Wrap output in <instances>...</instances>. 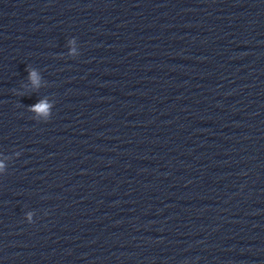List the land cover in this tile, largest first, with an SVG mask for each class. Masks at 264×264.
<instances>
[{"label":"water","instance_id":"obj_1","mask_svg":"<svg viewBox=\"0 0 264 264\" xmlns=\"http://www.w3.org/2000/svg\"><path fill=\"white\" fill-rule=\"evenodd\" d=\"M0 264H264V0H0Z\"/></svg>","mask_w":264,"mask_h":264},{"label":"clouds","instance_id":"obj_2","mask_svg":"<svg viewBox=\"0 0 264 264\" xmlns=\"http://www.w3.org/2000/svg\"><path fill=\"white\" fill-rule=\"evenodd\" d=\"M29 79L31 80V82L33 83V85L37 84V74L35 71H32L29 73ZM36 111H46V109L48 108V105H46L44 102H41L40 104L34 106Z\"/></svg>","mask_w":264,"mask_h":264}]
</instances>
